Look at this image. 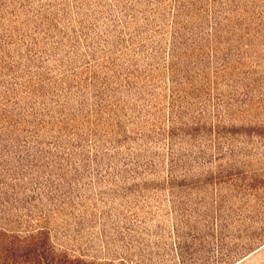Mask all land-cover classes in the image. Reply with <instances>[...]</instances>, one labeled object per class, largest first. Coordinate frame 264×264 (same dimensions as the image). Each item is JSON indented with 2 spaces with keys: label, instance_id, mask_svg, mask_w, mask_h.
<instances>
[{
  "label": "rangeland",
  "instance_id": "obj_1",
  "mask_svg": "<svg viewBox=\"0 0 264 264\" xmlns=\"http://www.w3.org/2000/svg\"><path fill=\"white\" fill-rule=\"evenodd\" d=\"M0 264H264V0H0Z\"/></svg>",
  "mask_w": 264,
  "mask_h": 264
}]
</instances>
